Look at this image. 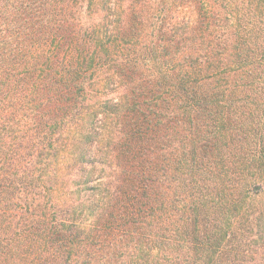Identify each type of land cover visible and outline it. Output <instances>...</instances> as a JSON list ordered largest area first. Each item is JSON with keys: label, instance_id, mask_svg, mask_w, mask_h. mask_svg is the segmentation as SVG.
<instances>
[{"label": "trees", "instance_id": "16d2710c", "mask_svg": "<svg viewBox=\"0 0 264 264\" xmlns=\"http://www.w3.org/2000/svg\"><path fill=\"white\" fill-rule=\"evenodd\" d=\"M0 264H264V0H0Z\"/></svg>", "mask_w": 264, "mask_h": 264}, {"label": "rangeland", "instance_id": "374dc122", "mask_svg": "<svg viewBox=\"0 0 264 264\" xmlns=\"http://www.w3.org/2000/svg\"><path fill=\"white\" fill-rule=\"evenodd\" d=\"M163 234L166 235L167 237L170 236V234H167V233H163ZM171 235H172V233H171Z\"/></svg>", "mask_w": 264, "mask_h": 264}]
</instances>
